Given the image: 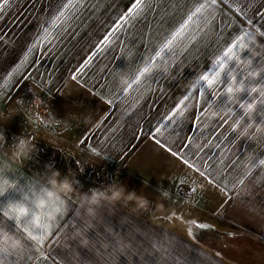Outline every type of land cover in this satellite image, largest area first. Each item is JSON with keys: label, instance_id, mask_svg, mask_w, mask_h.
I'll use <instances>...</instances> for the list:
<instances>
[{"label": "crops", "instance_id": "obj_1", "mask_svg": "<svg viewBox=\"0 0 264 264\" xmlns=\"http://www.w3.org/2000/svg\"><path fill=\"white\" fill-rule=\"evenodd\" d=\"M65 2L15 0L0 13V36L5 37L0 41V114L21 117L25 106L33 105L34 97L39 96L43 102L36 107L43 112L42 117L63 124L76 136L77 149L102 167L93 171L96 176L81 191L106 186L118 177L129 190L142 191L150 204L139 212L132 210V204H117L111 212L102 209L86 233V246L79 238L71 239L74 225L80 226L82 219L78 193L64 197V215L53 221L42 244L27 239L22 225L0 218V227L19 236L24 245L19 250L7 249V255L0 252V261L151 264L144 259L149 256L156 264H259L249 256L257 254L251 246H264V165L258 164L264 159V138L257 142L237 139L236 132L230 134V124L225 130L222 122L220 126L215 121L207 123L204 116L197 124L204 98L196 95L186 102L184 116L171 126L161 125L167 124L169 117L175 120L172 110L186 92L195 93L198 87L189 85L210 71L229 42L243 37V43H250L245 31L255 33L257 43H250V52L241 49L240 55L252 58L254 64L259 57L264 64V38L257 36L254 27L260 19L257 13L264 14V0H218L206 7L199 23L193 22L186 29L172 53L157 59L158 67L127 92L118 85L116 70L137 72L153 57V48L158 50L186 15L207 0H145L140 16L110 37L111 51L94 56L86 67L85 61L121 23V15L134 0H82L66 11L71 18L53 30L46 21L56 16ZM45 27L51 33L50 43L41 37ZM33 44L36 47L28 52ZM253 48L260 54L253 56ZM128 52L133 54L131 59L126 58ZM243 75L247 73L243 71ZM225 80L228 82V74ZM262 82L261 75L255 83ZM246 97L247 92L240 99ZM223 99L221 103L207 101V107L211 103L239 111L233 106L237 104L227 97L222 103ZM262 113L264 106L256 114L257 121L264 118ZM156 127L161 131L155 138L165 147L153 138ZM4 137L0 140V174L16 187L0 196V207L19 199L24 191L38 190L44 173L39 166L47 163L35 154L23 161L11 159L8 149L12 142ZM249 152L257 164L251 175L243 164ZM233 186L234 192L228 190ZM163 192L168 196L161 195ZM193 221L208 227L197 228Z\"/></svg>", "mask_w": 264, "mask_h": 264}, {"label": "clouds", "instance_id": "obj_2", "mask_svg": "<svg viewBox=\"0 0 264 264\" xmlns=\"http://www.w3.org/2000/svg\"><path fill=\"white\" fill-rule=\"evenodd\" d=\"M256 34L260 37L264 36V30L256 29ZM250 43H257L255 37L250 38ZM250 43H244V45L249 48ZM259 54L256 49H252L253 56ZM132 55L131 52H128L126 58L131 59ZM237 63L239 68L247 73V78L241 79L240 73L235 69L229 71L228 82L224 85L222 92L230 103L239 106V114L231 106L217 108L209 103L203 116L207 123L221 119L230 124L231 130L238 134L237 139L247 138L248 141L257 142L264 138V118L259 121L256 119L258 110L264 105V82L255 83V81L259 80L261 74L264 73V64L256 65L252 58H242L241 55L237 56ZM226 68L227 65L212 77L211 86L214 89L221 82L222 74ZM151 70L147 64H141L137 73L144 72L147 74ZM115 78L118 85L127 92L131 89L130 85H132L135 76L125 69H117ZM189 86L195 88L197 85L191 83ZM245 92H247V97L241 100L240 97ZM18 102L23 106V99ZM42 102L39 96L33 99L35 105ZM261 115L264 116V113ZM26 118L32 120L31 117ZM33 122L41 121L37 116ZM4 139L5 137L0 135V140ZM35 150L36 144L32 142L31 138L24 135L18 136L8 149L10 158L16 161L28 159ZM253 159V153L249 152L243 161L246 173H250L257 167V164L253 163ZM258 164L260 165V162ZM0 173H2V170H0ZM42 180L43 184L38 190H32L31 193L24 191L19 199L8 200L0 208V216L5 221H14L17 226L23 224L25 237L37 244H39L42 237L46 239L53 226V221L64 215V197L72 193H78L82 219L80 226L74 225L71 239L79 238V243L82 246L88 244L86 233L93 227V221L97 219L102 209H108L111 212L117 204L123 207L132 204V210L139 212L147 210L150 204L148 197L142 191L138 194L134 189L129 190L127 184L122 183L118 177L106 186L92 187L84 192L77 188L79 181L71 174L70 170L66 175L61 176L60 171L54 167V164L49 163L45 166ZM15 187L14 181L0 174V193H7ZM161 195L167 197L168 193L163 192ZM248 211L254 210L248 209ZM256 214L259 215L258 212ZM41 229H45V231L42 233ZM23 246V240L19 236L14 235L4 227H0V248L19 250Z\"/></svg>", "mask_w": 264, "mask_h": 264}, {"label": "snow or ice", "instance_id": "obj_3", "mask_svg": "<svg viewBox=\"0 0 264 264\" xmlns=\"http://www.w3.org/2000/svg\"><path fill=\"white\" fill-rule=\"evenodd\" d=\"M15 0H0V13L3 12L4 8L6 6H8L10 3H14ZM224 3H229L230 0H223ZM82 3V0H66L65 3H63L61 9L59 10V12L57 13L56 16H54L50 21H46V23L49 25V27H51L53 30L58 29L65 21H67L68 19H70L71 17L69 15L66 14L67 10L70 9H74L76 8V6L78 4ZM218 3V0H207V3H200L199 6L195 7L194 11H190L187 15L186 18L183 19V21L178 25V27L175 28L174 31H171L169 36L166 37L165 42L159 47V49L157 50L156 48H153V57L148 59L146 64L152 69L151 72L153 71V69L157 68L158 65L155 63V61L157 59H163V56L165 55H170L172 53V50L175 46H177V44L179 43L180 39L184 36L186 29L189 28V26L193 23L196 22L197 24L199 23L201 17L204 15V12L206 10V7H211L214 6ZM144 4H145V0H134V2L131 3L130 7L127 8L126 12L121 15L120 17V21L121 23L117 24L112 31L108 32L103 40H101L99 42V45L95 51L93 52L92 56H90L88 58V60L85 61L84 66L86 67L89 63H91L92 58L94 56H98L101 52H110L111 51V45L113 43V41L110 39V37H112L116 31L121 30L123 25L128 24L129 20L131 19H135L136 17L140 16V14L143 12L144 10ZM239 11V10H237ZM242 15L246 16V13H242ZM257 16L260 17L259 20H256L254 23V27L255 29H260V30H264V14L262 13H257ZM3 17L0 16V19H2ZM210 23V22H209ZM248 23L252 24L253 20L249 19ZM44 33H47V35H44ZM44 33L41 34V37L44 41V43H50L51 41L48 39V37L51 35V33L48 30V27L44 28ZM245 36L252 38L254 37L255 33L253 32H249V31H245L244 33ZM261 38H264V36H261ZM5 37L4 36H0V41L4 40ZM243 41V37H237L235 39L234 42H229L228 46L222 51V54L219 55L213 65L212 68L210 69V71L205 72V74L201 75L196 81V85L198 86L196 89V92L193 93L191 91L186 92V94L183 96V99L176 105V107L172 110L173 114L175 115V120H173L172 117L168 118V122L167 124H162L161 127H168L171 126V124L177 122L180 117L184 116V112L187 108L186 102L189 101V99L191 97H193V95H196L198 97L204 98L202 100V103L199 105V115L196 116V121L197 124L199 123L200 120L203 119V113L206 111L207 109V101H214L216 103H221L222 98L223 102L222 103H226V97L222 92V89L224 87V85L227 83V80H225V74L227 77L228 71L230 69L233 68H239V65L237 63V56L240 55V50H248V48L244 45ZM36 47L35 44H33L32 46H30L27 51L28 52H32L33 49ZM250 52V50H248ZM140 59H144L143 56L139 57ZM256 59V65L260 64V58L257 57ZM235 62L234 66H232V62ZM227 65V68L224 70L223 72V77L221 82L215 87V89L211 86V79L212 77H214L218 72H220V70L222 68H224V66ZM150 73V72H149ZM10 75V73H9ZM133 75L135 76V79L132 82V85H130V88H132L134 85H138L140 84L142 78L145 77V73L144 72H133ZM262 76H264V73L261 74ZM240 78L241 79H246L247 76L243 75V70H241L240 72ZM73 80L77 79L76 75H73L72 77ZM259 81V80H257ZM214 90H216L219 94L214 95ZM123 92H126L125 89H123ZM112 102L109 101V104H111ZM235 108L239 109L238 105H233ZM264 106V105H262ZM178 112V115H176V113ZM237 114H239V111L237 112ZM216 125L220 126L221 122L223 124V126L225 127V130H227V123H225V121L221 120V119H217L216 121ZM161 129L160 127H156L153 130V138L155 139V142L157 144H161L162 147H165L164 144H162L160 139H156L155 138V134L156 133H160ZM197 131H199V128L197 127ZM235 133L234 131L231 130V135ZM235 137V136H234ZM217 139L219 140L220 137L217 136ZM166 150L168 152H170L172 155L176 156L178 155L177 152H173L171 148H166ZM92 151L95 152V149H92ZM185 164L188 163L187 160L183 161ZM260 165H264V159H260L259 160ZM248 175H251V172L248 173ZM218 179V178H217ZM242 182V181H241ZM225 187L227 188V185H225ZM195 189H191V191H194ZM230 191H235V187L233 186L232 188L228 189ZM5 193H0V196L4 195ZM2 208V207H0ZM0 218H3L2 216H0ZM197 228H206L208 227V225L206 224H200L197 223L196 221L192 222ZM15 225L16 222H15ZM22 227L24 228V225L22 224ZM42 233L45 231V229H41L40 230ZM193 232V229L190 227L189 228V234L191 235ZM49 234V232H48ZM111 238V237H110ZM45 240V238L42 237V239L39 241V243H43ZM7 249L4 248H0V252L4 253L5 255H7ZM145 260L150 261L151 264H156V260L152 259V257L149 256H145L144 257ZM125 260L127 261V258L125 257ZM0 264H3L2 261H0ZM139 264V261H138Z\"/></svg>", "mask_w": 264, "mask_h": 264}, {"label": "rangeland", "instance_id": "obj_4", "mask_svg": "<svg viewBox=\"0 0 264 264\" xmlns=\"http://www.w3.org/2000/svg\"><path fill=\"white\" fill-rule=\"evenodd\" d=\"M25 107L26 112L21 117L10 112L0 114V135H5L12 143L20 135L31 138L36 144V150L32 154L43 157L47 162L39 166L43 172L47 164L53 163L61 176L66 175L70 170L79 181L77 188L80 191L85 189L96 176L93 171L98 170L99 172L102 169L101 165L77 149L76 136L69 133L63 124L50 122L49 118L47 120L46 117H42L43 112L39 111L34 104H28ZM37 116L41 122L34 123ZM26 117H31L32 120ZM251 247H253L252 252H257V254H251L249 257L256 263L264 264V246L253 245Z\"/></svg>", "mask_w": 264, "mask_h": 264}]
</instances>
